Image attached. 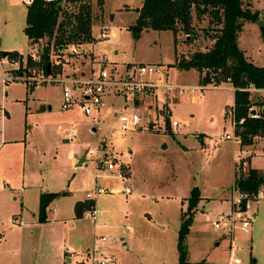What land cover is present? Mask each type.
I'll use <instances>...</instances> for the list:
<instances>
[{
    "label": "rangeland",
    "instance_id": "rangeland-1",
    "mask_svg": "<svg viewBox=\"0 0 264 264\" xmlns=\"http://www.w3.org/2000/svg\"><path fill=\"white\" fill-rule=\"evenodd\" d=\"M90 1L94 43L80 46L83 54L79 55L69 52L74 45L62 53L54 50L52 58L60 64V71L57 66L53 68L56 77L89 76L99 68V58L105 56L106 68L122 76L137 65L155 64L164 73L161 86L174 89L152 87L135 95L134 100L131 96H106L99 127L92 124L91 117L78 107H61L60 83L36 84L19 78L27 53L32 51H28L22 33L25 1L0 0V51H15L23 57L22 66L19 61L16 64L19 69L9 63L10 58H0V142L6 141L0 149V264H91L85 252L98 245L117 258L106 264H176L179 208L186 206L191 189L207 200L206 211H224L226 205L217 206L216 201L231 196L234 160L248 156L252 169H264V138H253L255 146L246 151L223 140V131L231 133L230 119L224 116L233 105L232 93L225 88L229 86L195 90L201 86L203 74L172 67L177 60H186L195 50L208 47L205 36L209 34L199 30H204L205 20L194 23L199 34L193 42L181 33L174 38L171 32L153 29L142 30L135 38L129 28L136 21L135 9L142 0H104L103 7L100 0ZM260 12L264 20V10ZM249 24L252 27L242 29L237 47L248 62L261 66L264 42L257 25ZM103 29H107L108 38L99 37ZM143 78L158 81L152 74ZM30 84L35 85L32 91L28 89ZM248 100L252 113L259 117L264 114L263 91L249 92ZM134 112L141 118L139 124L120 130L117 114L130 116ZM75 121L79 122L77 136L66 141L64 127ZM171 121H176L178 127L171 129ZM98 145L123 163L131 192L101 193L94 200L97 218L84 216L87 206L83 216L76 218L73 205L76 201L83 203L87 191L96 185L111 188L122 184L106 168H98L95 156L87 154L88 149ZM70 150L83 160L82 166L74 167ZM48 191L64 194L48 204L47 221L39 222L40 195ZM211 201L216 205L211 206ZM262 202L256 204L261 206ZM201 206L198 204L197 213ZM197 221L203 224L198 214L194 218ZM102 223L106 224L96 226ZM202 224L184 240L187 263L226 264L228 256L235 257L234 264L256 260L255 250L251 254L247 249L238 250L233 257L224 242L218 248L213 244L217 234L211 226ZM102 235L107 240L95 245ZM257 261L264 262L261 257Z\"/></svg>",
    "mask_w": 264,
    "mask_h": 264
},
{
    "label": "trees",
    "instance_id": "trees-1",
    "mask_svg": "<svg viewBox=\"0 0 264 264\" xmlns=\"http://www.w3.org/2000/svg\"><path fill=\"white\" fill-rule=\"evenodd\" d=\"M102 5L103 0H100ZM264 1V0H263ZM136 21L129 28L135 38L142 30H157L171 32L173 37L184 35L185 40L196 41L197 35L194 23L206 21L201 33L209 34L205 37L210 40L205 50H195L186 60H177L172 67L179 71L195 70L203 74L202 85L208 83L210 74H219L222 80L229 79L235 88L232 93L233 118L235 121L243 119L241 132L234 131L240 138V147L251 145L253 138L264 137V114L258 119L247 117L250 109L249 93L243 89L252 86L254 89H264V66H253L248 62L242 50L237 48V37L242 23L250 22L257 25L261 40L264 42V22L258 20L259 12L249 10L248 0H143L142 5L136 8ZM90 0H31L27 4L25 27L23 32L28 37L30 50L34 48L38 61H34L27 53L25 65H38L45 71L50 61V70L60 64L55 63L52 55L62 53L70 45L82 46L94 40L92 35L93 17ZM202 40V39H201ZM173 39V44H174ZM209 42V41H208ZM41 46V49L35 47ZM3 52L0 51V55ZM7 58L18 59L20 66L23 63L22 55L15 51H8ZM58 64V65H55ZM25 71V69L20 70ZM35 85H29L32 91ZM226 109V107H225ZM226 115V111L224 116ZM166 128L169 122L167 119ZM264 185V171L258 172L247 169L244 176L239 173L234 178L233 187L241 191L256 192ZM63 192L48 191L40 195L38 207V221H47L45 214L48 204ZM199 193L191 189L186 199L185 211L180 214L176 237L177 259L176 264H189L186 261L187 250L184 251V240L192 224L195 207L199 201ZM86 203L76 202L74 213L77 218L83 216ZM249 264H255L249 259Z\"/></svg>",
    "mask_w": 264,
    "mask_h": 264
},
{
    "label": "built area",
    "instance_id": "built-area-1",
    "mask_svg": "<svg viewBox=\"0 0 264 264\" xmlns=\"http://www.w3.org/2000/svg\"><path fill=\"white\" fill-rule=\"evenodd\" d=\"M51 1V0H47ZM99 37L101 39L108 38L107 29H103L99 33ZM112 35V34H110ZM71 54H83V50L81 47L71 46L69 49ZM29 55L32 57L34 61H38V55L33 50L29 52ZM18 59H11L9 63L14 64L16 66ZM98 62L99 68L97 71L92 70L89 76H80L79 78L73 76L64 75L62 77H56V74L52 73L51 75H47V72L40 66L37 68H29L28 65H25V71L28 72L29 75L24 77L20 73L17 78H22V80H30V83H40L44 81H56L61 84L62 89V98H61V107L62 108H73V106L78 107L80 112H82L86 116L91 117L92 124L99 127V123L102 118V109L106 107L105 97L112 95L115 98L118 96H131L134 100V96L146 92V90L151 89L152 87L161 86V78L164 76L162 68L155 64H140L135 67V70L132 72L126 73L125 76H122L114 69H107V58L105 56L100 57ZM36 65V64H34ZM16 69V70H17ZM5 73V71H4ZM36 73H39V76L36 77ZM156 75L158 77V81L153 79H144V75ZM6 75V73H5ZM8 76L4 77L6 81ZM208 83L206 85H202L195 87V90H204L209 87L213 88H221L218 86L219 84H228L229 87H226L231 92H234L235 88L230 84L229 79L225 78L220 82L221 77L218 74H210L208 77ZM25 81V80H24ZM166 91H170L174 89L173 86H167L162 84L161 86ZM180 90H184L183 87ZM248 93L251 91L259 92L264 89L256 90L252 86H249L245 89ZM182 96V93H180ZM119 122L121 123L120 130L126 131L131 126L134 128L140 122V116L137 112L132 113L130 116L120 113L117 114ZM230 119L231 133L223 131L222 137L225 141H231L235 145H240V138L234 135V131L241 132V126L243 123V119L239 121H235L233 118V105L228 108L226 111V115ZM247 117L249 119H258V115L252 113L250 109L248 110ZM68 127H64V131L66 132V140H74L77 136V128L78 124L76 122H70ZM178 127L176 121H171L170 128L175 129ZM62 128V127H60ZM217 140L216 142H220ZM87 154L89 156H95V159L98 160V168L103 167L106 168L110 173H112L113 177L119 179L122 184L117 187H104L96 185L92 190L87 191L85 193V202L88 206L85 208L84 216L87 218H91L95 220L97 218V210L95 208L94 200L101 193H109L114 195L125 194L129 195L131 189L128 185L127 179L128 176L125 173V167L121 161H115L110 157L108 153L102 150L101 145L97 146L96 149H88ZM125 166H127L125 164ZM232 193L229 199V210L227 213H219L216 218L208 221L209 226L212 227L213 231L220 233L226 237L232 236L237 232L245 233L249 229V223L253 219L254 211H250L251 205L253 202L256 204L258 202L264 201V185L257 189L256 192H248L246 190L241 191L235 189L234 187L231 189ZM54 209V208H53ZM251 212V213H250ZM207 221V220H206ZM121 239V238H120ZM107 240L106 236L102 235L96 240L95 245H102L103 242ZM86 258L89 260L91 264H106L109 262H115L116 256L114 254H109L105 252V250L101 249V247L95 246L92 249H88L85 252Z\"/></svg>",
    "mask_w": 264,
    "mask_h": 264
},
{
    "label": "crops",
    "instance_id": "crops-1",
    "mask_svg": "<svg viewBox=\"0 0 264 264\" xmlns=\"http://www.w3.org/2000/svg\"><path fill=\"white\" fill-rule=\"evenodd\" d=\"M24 1H25L24 2V5H25V14H26L27 4L31 3V0H24ZM142 2H143V0H142ZM248 4H249V10L251 12H254V11L257 12L258 11L259 12V18H260V20H262L261 19V16H260V13H261L260 11L261 10H264V1L263 0H248ZM141 5H142V3H141ZM102 7H103V3H102ZM139 7H137V8H139ZM25 14H24V19H25ZM262 21L264 22V20H262ZM25 23H26V19H25L24 25L22 26V33L23 34H24L23 29L25 27ZM249 23L250 22H244V23H242V26L240 28L241 31H240V33H239V35L237 37V44H238V41L240 40V35H241L242 31H243L242 29L244 27H248V26H251L252 27V25L249 24ZM93 27H94V23H93L92 29H93ZM255 28H256V30H258L257 27H255ZM24 36H25V34H24ZM26 39H27V49L29 51L30 50V45H29L28 37H26ZM94 40H95V38H94ZM94 40L92 42L87 43V44H84V45L87 47V45L94 43ZM207 41H209L208 43L210 44L211 41L210 40H207ZM0 44H1V40H0ZM239 50H242V49H239ZM243 54H244V52H243ZM244 57L247 58L245 55H244ZM0 58H1L2 61L4 59H6L3 55H0ZM63 65H66V63H63ZM252 65L253 66H256V67L260 66V65L257 66V65H254V64H252ZM261 66H264V65H261ZM3 74H4V71H3ZM226 85L229 86L228 84H226ZM231 93H233V92H231ZM5 114H6V112H5ZM76 123L78 124L79 122H76ZM93 129H95V128H93ZM0 133H1V131H0ZM262 138H264V137H262ZM5 142L6 141H4L3 143L0 142V149H2V148L5 147V144H4ZM254 146H255V144L254 145L251 144L249 146L248 145H244L241 148L244 149V151H246L249 147L253 148ZM72 152H74V151L70 150V154ZM251 152L253 153V151H251ZM105 153H107V151H105ZM72 155H73L72 160H74V162H75L74 167H80V166H76L77 165V162H78L77 159H79L78 158V155L76 153H72ZM75 155L77 156V159L75 158ZM248 159H249V157L246 156V158L243 159V160L241 158H239L238 160H236V159L234 160V162H235L234 167H233L234 178H235V176L238 175V173H244V171H246L247 169L255 170V169H252L251 168ZM82 165H83V160H82ZM255 171L261 172V171H264V169L255 170ZM233 182H234V179H233V181H232V183L230 185V187H231L230 189L233 188ZM199 198L200 199H199V201H198V203H197V205L195 207V211H194L193 219H192V224L190 226L188 235L192 233V231L194 230L193 228H195V227L200 228L199 226L202 224V221L194 222V218H195V216L197 214L199 215V217L201 219H203V224L205 223V224H208V226H209V223H208L209 219L210 220H213L214 218H216V216L219 213H227V211L229 210L228 205H229L230 195H227V197H220L216 201L217 206H221L222 207V205L223 206L226 205V210H224V211L223 210H219V211H209V212L206 211L204 209V206L208 204L207 203V200L205 198H203L202 196H200V195H199ZM76 202H80V201H76ZM213 202L214 201H211V203H212L211 206H213V205L215 206L216 205V203H213ZM75 203H74V205H75ZM83 203H85V202L83 201ZM198 204H203V206H201V210H200L199 213H197V211H198V209H197ZM74 205H73V213H74ZM179 210H180V212H179V218H180V214L185 211V207L181 206V208H179ZM252 211H254V214H253L254 216H253V219L249 223L250 226H249L248 231L245 232V233L237 232V233H235L232 236L226 237L224 235H221L220 233H217V232L213 231V229H211V230H212V232H214V233L217 234L216 237L213 239V241H214L213 244H215L218 248L220 246V242H224L226 244L228 250H229V255L231 253V254H233V257L235 256V253L238 250L247 249L249 251V254H251L252 250L253 251L255 250V257H256L255 264H259V262L257 261V259L259 257H261L262 260H264V202H262V205L261 206L259 204H253L252 205ZM105 224L106 223H102L101 225H96V226H102V225H105ZM71 225L74 226V223L71 224ZM120 238L123 239L122 237H120ZM229 257L230 256H228V259L226 258V261H225L226 264H234L235 260L233 261V259L235 257L234 258H232V257L229 258ZM249 259H248V261H249ZM116 260H117V258H116ZM249 263H250V261L248 262V264ZM260 264H264V262L262 261V262H260Z\"/></svg>",
    "mask_w": 264,
    "mask_h": 264
},
{
    "label": "water",
    "instance_id": "water-1",
    "mask_svg": "<svg viewBox=\"0 0 264 264\" xmlns=\"http://www.w3.org/2000/svg\"><path fill=\"white\" fill-rule=\"evenodd\" d=\"M260 20V18H257V21ZM7 53L8 52H3L2 55L4 57H7ZM50 65H51V62L49 61L48 64H47V69H46V72H47V75H51L52 72L50 70ZM75 158L77 159V156L75 155ZM78 162H77V165L76 166H81L82 165V160L81 159H77ZM186 250V248L184 247V251Z\"/></svg>",
    "mask_w": 264,
    "mask_h": 264
}]
</instances>
